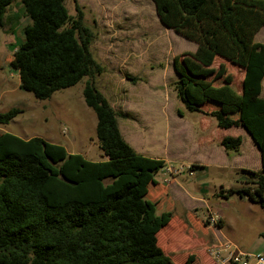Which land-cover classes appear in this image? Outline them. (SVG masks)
Segmentation results:
<instances>
[{"label":"trees","instance_id":"obj_1","mask_svg":"<svg viewBox=\"0 0 264 264\" xmlns=\"http://www.w3.org/2000/svg\"><path fill=\"white\" fill-rule=\"evenodd\" d=\"M13 1L0 0V27ZM73 1L75 18L64 0H21L30 23L8 64L20 88L37 100L87 78L82 96L95 114L106 160L88 161L40 137L1 133L0 264H175L165 232L172 200L164 187L154 196L151 177L164 162L142 158L122 137L117 113L95 87L103 67L89 51L91 32ZM151 1L163 27L197 45L173 59L177 98L220 129L242 127L259 150L260 170H242L243 187L222 195L235 193L264 209V45L254 41L264 26V0ZM216 58L242 70L238 92L223 65L212 67ZM20 113H0V124ZM241 144L239 136L220 141L226 151L237 152ZM143 165L149 173H138ZM178 264L200 263L190 252Z\"/></svg>","mask_w":264,"mask_h":264},{"label":"rangeland","instance_id":"obj_2","mask_svg":"<svg viewBox=\"0 0 264 264\" xmlns=\"http://www.w3.org/2000/svg\"><path fill=\"white\" fill-rule=\"evenodd\" d=\"M20 2L14 0L6 8L0 27V113L11 109L21 113L7 125L0 124V134L40 137L88 161H105L96 139L95 114L82 96L87 78L44 100L20 88L18 72L8 64L30 23ZM76 2L82 23L91 32L89 51L103 67L93 80L95 87L117 113L122 137L142 158L164 162L151 177L156 181L154 196H160L164 187L173 204L171 230L165 231L171 260L178 264L193 252L200 264H220L207 248L227 245H232L230 251L264 255V209L235 193L222 195L243 187L242 170H260L259 150L242 127L220 129L213 118L188 111L176 95L173 59L195 52L197 45L163 27L151 0ZM64 5L70 16L78 15L73 0H64ZM254 41L264 45V26ZM220 64L238 92L242 70L219 58L212 67ZM260 97L264 98V79ZM226 136L242 138L237 152L220 145ZM144 165L139 174L147 171ZM213 216L222 220L220 227L210 222Z\"/></svg>","mask_w":264,"mask_h":264},{"label":"built area","instance_id":"obj_3","mask_svg":"<svg viewBox=\"0 0 264 264\" xmlns=\"http://www.w3.org/2000/svg\"><path fill=\"white\" fill-rule=\"evenodd\" d=\"M210 222L212 224L219 223L218 219L214 216L210 217ZM230 246L232 247V245H227L223 249H213L210 247L207 248V253L220 264H264V255L258 254L252 256L237 249L230 251ZM222 253L225 254L222 255ZM250 260H252V262Z\"/></svg>","mask_w":264,"mask_h":264},{"label":"crops","instance_id":"obj_4","mask_svg":"<svg viewBox=\"0 0 264 264\" xmlns=\"http://www.w3.org/2000/svg\"><path fill=\"white\" fill-rule=\"evenodd\" d=\"M231 129V128H230ZM226 130H228V129H226ZM5 131H3V133H4ZM26 140V139H25ZM218 221H219V227L222 225V220L221 219H218ZM218 229H216V231H215V233H214V238L216 239V238H218ZM217 240V239H216Z\"/></svg>","mask_w":264,"mask_h":264}]
</instances>
